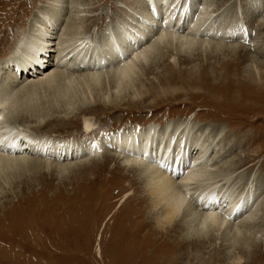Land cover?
<instances>
[{
    "label": "bare ground",
    "instance_id": "bare-ground-1",
    "mask_svg": "<svg viewBox=\"0 0 264 264\" xmlns=\"http://www.w3.org/2000/svg\"><path fill=\"white\" fill-rule=\"evenodd\" d=\"M46 1L44 3H46ZM50 2L51 3L45 5V11L42 12L41 17L35 15L33 19H31L30 28L27 27V30L23 31V35L17 39L18 43L11 49V52H8L6 57L0 59V168H13V166L24 168L26 165L27 167L34 165L37 166V168L43 167L49 169L54 167L55 170L65 174V172L76 173V171L84 167L87 171H91L98 167L103 170L108 164H115V170L133 172L135 173L134 178L137 177L141 179L140 186L142 188V197H140L142 200L148 201L149 203L146 207L149 212H146L144 219L146 223L152 227V230L149 229V233H146L144 238L142 237L143 240L155 236H162L161 239H163V236L166 235L165 239L168 241L166 244L163 242L164 245H161L158 249L156 244L150 246L143 245L142 250L144 251L141 253L156 255L159 252H164L167 258L172 253H182L183 246H179L173 241L177 239L175 235L182 231V238H180V240L183 241V244L184 241H186L187 244L188 241L193 244L189 245L188 249L190 246H193L194 250L202 251L208 248V246H205L207 242L212 243L220 240L222 241L221 247L223 246L225 248L228 246L230 248H235L233 251L234 254H230V261H227V264H248V258L250 256L253 258L252 264H264V223H262V219H260L264 215V212H261L264 210V200L257 205L263 186L261 181L256 180L252 181V183H245L243 185L245 188H240L239 191L237 188L239 184L236 183L234 178L235 172H237L241 166L248 163L251 158H254L252 160L253 162L258 160L256 157L259 156L260 150L256 151L254 155H246L245 159L240 158L236 163H234L233 160H229V157H231V154L234 152V147L232 145L228 147L226 139L227 135L232 132L229 131L223 134L221 132L224 131L219 132L217 128L210 129L206 127V125H202L203 123L201 125L199 124L200 126L194 125L191 121L187 123L186 119L185 122L184 120L180 123L170 121L161 126L148 124L143 127L134 126L124 128L112 134L110 137L107 135L103 136L101 139V143L104 140L103 145L92 144L94 139H87V137L85 140L88 142H81L78 138L79 135H77L74 140L65 139L64 141H56L46 138L47 136L43 138L42 136L36 135L31 131L32 128L29 125L22 127L20 121L23 122L26 117L23 116L24 118H22L15 113L14 108L17 106L13 103L14 95H21L31 90L34 91L36 88H44L52 84H56V86L61 85V89L63 90L66 83H69L68 86L73 84L76 86V84L85 83L89 86L88 88H90L91 85L97 87L103 80L110 78L118 79L119 82H124V80L125 82L126 80L129 81V79L133 78L138 72L146 68L147 65H144V61L149 62L151 65L154 62L156 63L154 59L156 54L162 53L161 59H164L165 56L174 59L173 63L175 65L177 58L180 56L185 59H182V62L188 63V61H191L192 56L198 55H212V57L216 55V57L219 58L222 56L234 57L236 61L237 59L238 61L241 59L242 62H245L254 51L252 53L248 51L244 54L245 56L242 57L241 53L246 49L239 47V41L241 40L230 43L225 40H218L222 37L221 32L226 30V27L221 25L230 22L221 21L220 18H222V15L215 14L216 11L211 10L212 6L209 3H202L201 0H193L191 7L187 8V13L189 14L184 12L186 8H181L179 5V2H181L180 0H172L171 2H169V0H151V2H153L152 4H148L147 0H136L135 3L130 2V0H119V4L115 7L118 9V14L119 12L123 14L122 16H124L125 19L123 22L119 21L120 25H117V27L112 28V24L108 25L109 28L105 29L106 32H104L105 34L103 33L102 40L100 39L101 42L99 39L93 37L95 30H93V27L90 25L84 32L81 28H76L75 23L83 19L82 17H86L84 14L80 15L79 11L82 13L86 12L83 11L84 8L81 2L75 0H50ZM182 2L184 3L185 1ZM73 3V10L76 14H72L71 12L65 23L64 17L70 7H68V5ZM262 8H264V5L256 3V6L251 8L247 16L255 18L256 14H258ZM179 10H181L180 16ZM118 14L116 13L115 15V12H113L114 22H116L115 20ZM176 18L177 20H175ZM211 19H213V21H211ZM218 19L221 25L218 24L219 26H214ZM257 25L258 27L256 26V30L259 31V33L258 36L254 38L257 47L254 45L255 47L253 46L252 48H256L254 53L260 60L264 58V44L259 42L264 32V22H258ZM61 28L62 32L59 33ZM74 31H77L76 35L78 36L75 35ZM73 32L75 36H73ZM251 32L253 33V30H251ZM241 33L246 35L244 31ZM259 60L255 62V66H253L250 71L252 74L251 81L256 87L264 86V73L260 72L261 68H264V62L259 63ZM217 61H219L218 58ZM233 63L230 61L224 62L222 65L223 70L236 67ZM170 69L174 72L172 66ZM80 86L81 85L78 87L80 88ZM72 88H69V90L72 91ZM119 90L121 89L119 88ZM44 92L45 91H43V93ZM46 92L48 91L46 90ZM80 93L82 94V91ZM32 94L33 93H31V96ZM92 95L93 94H91V96ZM127 95L129 96V94ZM70 96L71 95H69V97ZM95 96L96 95H94V98ZM28 97L29 96L26 98ZM96 98L98 100V97ZM73 99L72 101L75 102ZM120 99L118 98V100ZM60 100L63 101L64 99ZM132 101H129L128 104L132 105ZM22 102L25 103L26 101L24 100ZM32 102L34 103V101ZM67 103L69 104L70 102ZM117 103L118 102L115 104V109H120L121 105ZM29 104L30 103H27L28 106H32ZM90 104L93 103L90 102ZM22 106L24 107L26 105L23 104ZM30 120H32V118ZM83 121L84 126L82 135H80L81 137L84 136V134L90 136V134L96 132L98 128H96L97 126L95 127L96 124L93 123V118H88L86 116ZM119 122H121V120ZM191 123L192 125H190ZM22 125L24 126V124ZM254 139L255 136H252L248 141L253 142ZM95 140L97 139L95 138ZM98 140L100 141V138ZM159 143L161 144L160 150L156 148ZM108 147L110 150L107 149ZM111 147H114V149ZM175 147L177 148L175 150V154L177 153L176 158L173 157V152L171 153V150ZM221 152H225L224 155L221 156L224 157L226 161H224V164L226 165L223 167L221 165L219 170V164L217 165L218 167L214 166V164L216 157L219 158ZM101 161H103L102 167H100ZM263 165L264 160L262 161V166ZM29 170L31 172L32 169ZM222 170H227L228 173L226 172V176L220 180L217 176L218 174L216 175L214 171L220 172ZM23 172L24 171H22V173ZM9 173H7L8 177L13 174ZM231 175H233L232 179L234 182L230 179ZM129 180V186L134 187L137 185L134 180ZM255 205L257 206L255 207ZM131 224H133L132 221ZM131 224L129 230L133 231L134 229ZM134 225L141 227L135 232L143 234L141 222L136 219ZM99 237L101 238V235H98V238ZM232 239L238 240V243L228 242ZM131 243L132 240H129L128 244ZM228 243H230V246ZM109 244L110 242L108 241L104 248L102 243H98V248L95 251H97L99 255L106 254L109 260L108 264H113L111 260L116 259H111L110 254H113V248ZM125 249L130 251L127 247H125ZM228 250L229 249H227V251ZM114 251L116 252L115 248ZM228 252L227 254H229ZM121 258H119V260ZM138 258L142 259L143 256L139 255ZM138 258L133 255L134 260L130 264H140V259ZM172 259L165 258L163 259V263L166 264V262H171ZM203 261L208 263L206 258H203ZM159 262L157 264H160Z\"/></svg>",
    "mask_w": 264,
    "mask_h": 264
},
{
    "label": "rangeland",
    "instance_id": "rangeland-1",
    "mask_svg": "<svg viewBox=\"0 0 264 264\" xmlns=\"http://www.w3.org/2000/svg\"><path fill=\"white\" fill-rule=\"evenodd\" d=\"M45 1L46 0H0V59L6 57L8 52H11V49L18 43L17 39L23 35V31L27 30V27L30 28L31 19H33L35 15L41 17L42 12L45 11V5L51 3L50 0L44 3ZM75 1L81 2L84 8L83 11H86L84 13L79 11L80 15L84 14L86 17H82L83 19L75 23L76 28H81L84 32L90 25L96 32H94L93 37L99 39V41L100 39L102 40V35L106 32L105 29L109 28L108 25L112 24V28L117 27V25H120L119 21L123 22L125 19V17L122 16L123 14L120 12L118 14V9L115 7L119 4V0ZM135 1L136 0H130V2L133 3H135ZM147 1L148 4L153 3L151 0ZM171 1L172 0H169V2ZM180 1L179 5L181 8H186L184 12L187 13V8L191 7L193 0ZM182 1H185V4ZM201 1L202 3H209L212 6L211 10L216 11L215 14H221V21L230 22L221 25L218 19L216 24H214V26L220 24L226 27V30L220 31L222 37L218 40H225L229 43L241 40L239 41V47L246 49L242 51V57L245 56L244 54L248 51L249 53L255 52L256 48L252 47L254 45L256 46L254 38H256L259 33V31L256 30L258 27L257 24L258 22H264V8L256 14L255 18L247 16V13L253 6H256V3L264 5V0ZM73 5L74 3L68 5V7L70 6L72 8L69 7V12L67 11L65 14V23L71 12L72 14H76L73 10ZM113 12H115V15L116 13L118 14L115 20L116 22H114ZM180 14L181 10H179V16ZM175 20H177V18ZM211 21H213V19H211ZM62 28L59 33L62 32ZM242 30L246 35L241 33L243 32ZM251 30H253V33ZM74 32L76 35L77 31ZM74 32L72 33L73 36H75ZM252 34L255 35L253 36ZM224 37H229V40ZM259 42L264 44V32ZM254 52L249 55L250 58L245 62H242L241 59L239 61L237 59L236 61L234 57L222 56L219 58L216 57V55L213 57L212 55H208L209 58L208 56L198 55L192 56L191 61H188V63L182 62L181 60L184 58L180 56L177 58L175 65L173 63L174 59L168 58V56L161 59L162 53L156 54L154 57L156 63H152L151 61V65L149 62L144 61V65H147L146 68L138 72L134 76L135 79L133 77L129 79V81L126 80L127 83L125 80L124 82H119L118 79L114 78L103 80L97 87L91 85L90 88H88L89 86L85 83H82L83 85L76 84V86H74L75 84L68 86L69 83H66L65 87H63L64 84L62 85L64 91L61 89V85H57V89L56 84H52L44 88H36L34 91L31 90L27 92L29 94L24 93L21 94L22 96L18 94L14 95L13 103L17 106H14V109L16 114L22 118L26 117L24 118L25 122L20 121L22 127L29 125L32 128L31 131L36 135L42 136L43 138L47 136L46 138L56 141H64L65 139L74 140V138L79 135L78 138L81 142H85L87 137V139H94L92 144L103 145L104 140L101 143L103 136L107 135L110 137L112 134L124 128L134 126L143 127L148 124L161 126L170 121L180 123L184 120L185 122L186 119L187 123L189 121L194 125H201L203 123L202 125H206V127L210 129L217 128L219 132L224 131L221 132L223 134L230 131L232 133L227 135L226 142L228 147H230V145L234 147V152L231 154V157H229V160H233L234 163H236L240 158L245 159L246 155H254L256 151L260 150L259 156L256 157L258 159L257 161L253 162L252 160L254 158H251L244 166H239L240 169L234 174L236 183L239 184L237 186L239 191L240 188H245L243 185L247 182L252 183V181L256 180L261 181L263 187L257 202L258 205L264 200V165L262 166V161L264 160V86L256 87L251 81L252 74L250 71L253 66H255V62L259 60V57L255 56ZM217 58L219 61H217ZM226 61H230L231 63L234 61L233 64H235L236 67L223 70L222 65ZM262 62H264V58L259 60V63ZM171 66L174 72L170 69ZM77 68L81 69L80 67ZM260 72L264 73V68H261ZM79 85H81L80 88L78 87ZM45 88L48 92H46ZM69 88H72V91L69 90ZM119 88L121 90H119ZM133 89L136 90L134 91ZM43 91L45 92L43 93ZM31 93H33L32 96ZM25 94L29 96L30 99L29 97L26 98L27 96ZM91 94H93V98ZM127 94H129V96ZM69 95L71 96L69 97ZM94 95H96L95 98ZM74 97H77L76 100ZM96 97H98V100ZM70 98H74L73 100H75V102ZM118 98L121 99L118 100ZM23 99L26 101L25 103L22 102L24 101ZM60 99H64L63 101L65 103ZM31 100L34 101V103ZM129 101H132V105L128 104ZM67 102H70L69 104L71 106ZM90 102L93 104H90ZM116 102L121 105L120 109H115ZM27 103H30L29 105L32 106H28ZM23 104L26 106L23 107ZM27 111L28 113L26 114ZM57 111L60 112L58 113ZM86 116L88 118H93V123L96 124L95 127L97 126L96 128L98 129L93 134H90V136L84 134V136L81 137L80 135H82L84 126L83 119ZM31 118L32 120H30ZM36 120L39 125L36 123ZM120 120L121 122H119ZM192 123L190 125H192ZM22 124H24V126ZM252 136H255L254 141H248ZM95 138L97 140L100 138V141L95 140ZM160 146L161 144L159 143L156 148L160 150ZM111 148L114 149V147ZM107 149L110 150L109 147ZM176 149L175 147L171 150L174 158L177 156V153L175 154ZM224 153L225 152H221L220 156L224 155ZM220 156L219 158L216 157V159L219 160L217 162L215 159L214 164V166L219 164L218 166L220 167L217 166L219 170L221 165L222 167L226 165L224 164L226 162L224 157L221 156V158ZM102 164L103 161H101L100 167H102ZM28 168L32 169L31 172ZM39 168L34 165H30V167L26 165L24 168L18 166H13V168L7 167L6 169L0 168V264H108L109 260L106 254L99 255L97 251H95L98 248V243H102L105 248L108 241L110 242L109 245L113 248V254H110L111 259H116L111 260L113 264H130L134 260L133 255L137 258L139 255L143 256L142 259L138 258L140 259V264H157L159 261L160 264H164L163 259L165 258H173L171 262H166V264H227L230 261L229 257L234 254L233 251L235 248H230L228 246V248L221 247L222 241L220 240L212 243L207 242L205 245L206 247L208 246V248H206L207 250H194L193 246H190L188 249V246L193 244L189 241L188 244L186 241H184L183 244V241L180 240V238H182V231L176 235L174 234L177 239L173 240L175 244L183 246L182 253H172L168 258L164 252H159L156 255L141 253L144 251L142 250L143 245L150 246L156 244L158 249V247H161V245H164V243L166 244L168 241L165 239L166 235L163 236V239H161L162 236H157L158 238L155 236L143 240L145 234L149 233L148 230H152V227L147 224L144 219L146 212H149L148 209H146L149 203L141 198V179L137 177L134 178L135 173L128 172L127 170H115V164L112 163L108 164L103 170L98 167L91 171H87L84 167L76 171V173L65 172V174L55 170L54 167L49 168L50 170L43 167ZM5 170L7 173L10 171L9 174L13 173L11 174L12 176L9 175L10 178ZM22 171L24 172L22 173ZM220 172L214 171L221 180L228 172L227 170H222ZM232 176L233 175H231L230 179L234 182ZM129 179L134 180L137 185L134 187L129 186ZM257 205H255V207ZM261 212H264V210ZM136 219L142 224L143 234L135 232L137 229L141 228L140 226L134 225ZM260 219H262V223H264V215ZM131 221L133 224H131ZM130 224L134 229L133 231L129 230ZM98 235H101V238H98ZM129 240H132L131 244H128ZM228 242L238 243V240L232 239ZM228 245L230 246V243H228ZM125 247L130 251L126 250ZM227 249H229V252ZM227 252L229 254H227ZM119 258L121 259L119 260ZM203 258H206L208 263L204 262ZM248 260V264H252V256H250Z\"/></svg>",
    "mask_w": 264,
    "mask_h": 264
}]
</instances>
